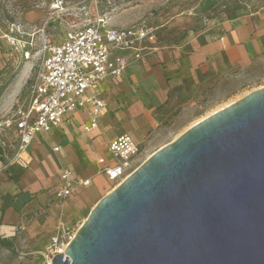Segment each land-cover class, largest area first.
<instances>
[{
  "label": "water",
  "instance_id": "obj_1",
  "mask_svg": "<svg viewBox=\"0 0 264 264\" xmlns=\"http://www.w3.org/2000/svg\"><path fill=\"white\" fill-rule=\"evenodd\" d=\"M51 264H264V87L153 153Z\"/></svg>",
  "mask_w": 264,
  "mask_h": 264
},
{
  "label": "crops",
  "instance_id": "obj_2",
  "mask_svg": "<svg viewBox=\"0 0 264 264\" xmlns=\"http://www.w3.org/2000/svg\"><path fill=\"white\" fill-rule=\"evenodd\" d=\"M52 2L47 4L48 11ZM36 17L39 14L31 12L25 18L32 21ZM30 25L38 26L34 22ZM262 33L244 23L230 27L218 39L205 43L194 41L188 51L176 48L162 56L158 47L157 52L130 64L122 78L108 79L100 85V95L106 100L107 108L96 129L86 131L92 120L87 111L69 115L62 125L36 137L26 167L13 160L18 133L12 125L13 152L7 159L5 174L0 177V248L2 239L12 245L15 241L37 254L29 264H47L46 251L52 238L60 234L59 227L71 226L74 218L91 212L106 186H113L99 161L105 158L107 165L113 164L108 151L111 141L129 134L140 146L146 143L150 134L198 102L192 97L201 85L200 71L217 72L237 64L248 65L253 53L261 51ZM19 38L11 45L18 51L15 66L23 64L24 68L11 87L10 102L21 93L38 63L37 55L25 59L24 38ZM35 50L31 49L32 54ZM26 101L27 96L18 100V104ZM42 146L46 150L38 157L36 154ZM64 169L70 170L76 179H90L91 184H76L74 193L61 201L57 192L62 186ZM35 209L44 211L40 216H29Z\"/></svg>",
  "mask_w": 264,
  "mask_h": 264
},
{
  "label": "rangeland",
  "instance_id": "obj_3",
  "mask_svg": "<svg viewBox=\"0 0 264 264\" xmlns=\"http://www.w3.org/2000/svg\"><path fill=\"white\" fill-rule=\"evenodd\" d=\"M50 1L0 0V168L3 166L0 169V177L5 174L7 159L11 157L14 147L11 143L13 126L8 128L7 123L16 112L18 100H23L27 96V85L32 77L31 74L21 93L10 102L8 96L11 87L24 67L23 64L19 67L15 66L18 51L10 41H7L8 37H5L10 34L12 25L18 22L24 24L34 22L38 27L42 26L48 18L47 4ZM66 1L70 4V12L56 14V24L51 25L48 30L55 36L59 35L60 30H63L67 23L79 22L81 19L77 18L76 12L79 7H85L89 12H94L92 14L103 17L111 27L124 28L139 23L154 27L158 33V47L162 56L165 52L176 48L188 51L194 41L205 43L218 39L227 29L230 30V27L234 28L244 23L253 26L256 32L257 30L263 32L259 37L261 51L253 53L248 65L237 64L217 72L200 71L201 85L192 97L198 102L182 114H176L170 123L150 134L148 141L141 145L135 166L137 168L153 153L174 141L197 122L246 94L264 87V0ZM31 12L39 14V17L32 21L27 20L25 17ZM26 40L27 38H24V41ZM45 150L46 147L42 146L36 155L40 157ZM51 184L54 185L55 182L52 180ZM115 187L107 185L98 200L100 201ZM43 211L35 209L29 213V216H40ZM89 213L90 211L70 222L75 232ZM30 252L13 241L12 250L0 248V264H29L37 255L34 254L35 252ZM46 253L49 256V249ZM50 257L53 258L52 255Z\"/></svg>",
  "mask_w": 264,
  "mask_h": 264
},
{
  "label": "built area",
  "instance_id": "obj_4",
  "mask_svg": "<svg viewBox=\"0 0 264 264\" xmlns=\"http://www.w3.org/2000/svg\"><path fill=\"white\" fill-rule=\"evenodd\" d=\"M69 5L66 0H53L42 26L18 22L6 35L12 44L19 37L27 38L24 57L28 60L37 55L38 60L27 85V101L19 102L13 118L7 123V127L15 125L17 129V150L13 160L21 167L28 165L36 137L59 127L69 115L87 111L92 120L85 129H96L107 108L106 100L100 95V85L108 79L122 78L130 64L158 50V33L154 27L144 23L111 27L103 17L92 14L94 12L85 7H79L76 12L77 18L81 19L79 22L67 23L55 36L48 31L49 27L56 24V14L70 12ZM33 48L37 50L32 54ZM108 151L113 164L107 165L105 158L99 161L104 165L103 173L107 179L117 187L137 168L141 146L129 134H122L111 141ZM61 181L62 186L57 192L61 201L74 193L76 184H91L90 179H76L68 169L62 171ZM59 231L48 248L47 264L51 262L50 255L62 253L77 232L72 226L64 225Z\"/></svg>",
  "mask_w": 264,
  "mask_h": 264
},
{
  "label": "trees",
  "instance_id": "obj_5",
  "mask_svg": "<svg viewBox=\"0 0 264 264\" xmlns=\"http://www.w3.org/2000/svg\"><path fill=\"white\" fill-rule=\"evenodd\" d=\"M1 247H2V248H6V249H8V250H12V249H13V245H12V243L9 242V241H7V240H5V239H2V240H1Z\"/></svg>",
  "mask_w": 264,
  "mask_h": 264
},
{
  "label": "bare ground",
  "instance_id": "obj_6",
  "mask_svg": "<svg viewBox=\"0 0 264 264\" xmlns=\"http://www.w3.org/2000/svg\"><path fill=\"white\" fill-rule=\"evenodd\" d=\"M28 68H29V67H27V68L25 69V71H27ZM64 252H65V250L62 251V253H64ZM49 264H51V262H49Z\"/></svg>",
  "mask_w": 264,
  "mask_h": 264
}]
</instances>
